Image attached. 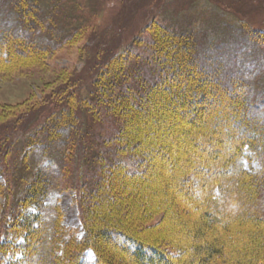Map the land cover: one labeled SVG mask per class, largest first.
Masks as SVG:
<instances>
[{
  "label": "trees",
  "instance_id": "16d2710c",
  "mask_svg": "<svg viewBox=\"0 0 264 264\" xmlns=\"http://www.w3.org/2000/svg\"><path fill=\"white\" fill-rule=\"evenodd\" d=\"M94 13L86 0H0V76L49 68L86 39ZM222 26L153 20L97 68L84 95L62 72L53 95L66 106L32 132L14 133L23 116L3 111L16 121L10 133L0 128V264H264V31ZM152 115L158 121L132 128ZM163 116L189 124L181 144L168 133L152 142ZM252 159L258 171L245 168ZM157 160L174 171L158 174L154 189L148 169ZM176 185L190 191L182 203L190 216L165 234L182 189L157 192ZM68 190L80 239L62 224L58 197Z\"/></svg>",
  "mask_w": 264,
  "mask_h": 264
},
{
  "label": "rangeland",
  "instance_id": "374dc122",
  "mask_svg": "<svg viewBox=\"0 0 264 264\" xmlns=\"http://www.w3.org/2000/svg\"><path fill=\"white\" fill-rule=\"evenodd\" d=\"M86 1L90 10L95 12L94 15L96 14V16H92L90 19L92 21L90 24L94 28L90 29L86 39H82L80 43L63 48L57 52L51 60L49 68L21 72L16 75L11 74L6 77L0 76V113L11 108L12 111L16 110L23 116L19 128L14 133L23 134L32 132L50 114L57 112L62 106H66V103H60L54 97L55 95H53L63 85V82H60L58 78L60 75L63 76L62 72L64 73L66 71L67 73L65 75H72L74 80H79L80 87H82L80 94L81 96L84 95L86 93L85 90L91 88L92 78L97 68L102 66L113 54L127 47L141 34L147 24L153 20L160 21L169 26H175L182 30L185 27L199 26L204 29L208 27L207 30L211 28L220 31L223 29L222 24L234 25L244 21L252 27L264 31V0ZM160 46L162 48V45ZM166 48L169 47L166 46ZM174 87L172 86L171 90ZM37 101L38 103L34 110H30V105ZM161 106L162 103L152 106L147 110L153 111ZM24 110L26 111L24 112ZM78 113L83 119L82 111L79 110ZM2 115L6 118L9 115V119L3 122L4 125L0 124V128L2 127V131L10 133V131L15 129L13 123L16 121V116H12L11 112L7 114L3 113ZM153 121H158V117L154 115L149 116L144 121L133 124L132 128H142L145 125H150ZM172 127H174L173 131H171ZM187 127H189V124L179 117L172 118L163 116V119L159 121L158 128L150 134V138L152 142H158L160 140L158 137L159 133H168L170 135H168L167 141L170 143H180L178 136ZM185 151L186 149L175 150V152L166 153V157ZM163 161L157 160L155 166L148 169L150 181L154 179L152 181L154 189L158 185L156 179L158 174L167 178L172 173L171 171H174L173 167L164 166L165 163ZM244 165L249 171H258L260 169L259 163L255 159L250 161L245 160ZM123 180L129 181L130 179L124 174L122 175V179L120 178V181ZM181 187L180 185H176L172 189L163 188L160 190L161 192H157L163 198H168V194L182 189L178 192L177 200L174 203L177 207L170 210V222L166 227L164 226L161 229L166 231L165 234H167V229H170L171 223L178 230L181 228L179 218L187 219L190 216L186 207L182 204L183 200L189 197L190 191ZM75 197L76 192L68 190L61 193L58 199L60 209L64 215L62 224L65 227V232L68 233V236L71 235L76 239H80L82 237L83 227ZM179 230L181 231V229ZM182 234H184L182 236L184 239L186 238L191 241L190 239H192L193 234L185 232ZM204 242V240L194 239V245L203 244ZM106 247L109 248L107 245ZM172 258L171 254L167 255V259ZM93 259V254L88 252L86 261L93 262ZM9 260H11V255L7 257L6 263Z\"/></svg>",
  "mask_w": 264,
  "mask_h": 264
}]
</instances>
